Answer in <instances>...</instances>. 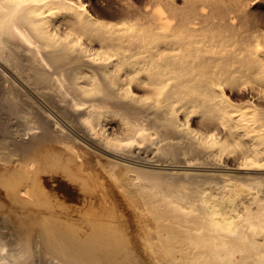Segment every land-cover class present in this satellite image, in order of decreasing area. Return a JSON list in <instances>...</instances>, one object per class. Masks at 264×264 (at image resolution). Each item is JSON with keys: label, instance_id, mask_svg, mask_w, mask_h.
Instances as JSON below:
<instances>
[{"label": "bare ground", "instance_id": "1", "mask_svg": "<svg viewBox=\"0 0 264 264\" xmlns=\"http://www.w3.org/2000/svg\"><path fill=\"white\" fill-rule=\"evenodd\" d=\"M0 264H264V0H0Z\"/></svg>", "mask_w": 264, "mask_h": 264}, {"label": "rangeland", "instance_id": "2", "mask_svg": "<svg viewBox=\"0 0 264 264\" xmlns=\"http://www.w3.org/2000/svg\"><path fill=\"white\" fill-rule=\"evenodd\" d=\"M65 188H66V187H63V188L61 189V191L64 192V194L66 195L67 198H71V199H79V192H76V191H74V190H72V189L65 190ZM63 189H64V190H63ZM66 189H67V188H66ZM63 216H64V217H63ZM62 217H63V218L67 217V218H69V219H76V218H79V217H78V214L75 213V212H73V211H71V212L68 211V212L62 214ZM132 225H133V224H132ZM134 225H135V223H134Z\"/></svg>", "mask_w": 264, "mask_h": 264}]
</instances>
